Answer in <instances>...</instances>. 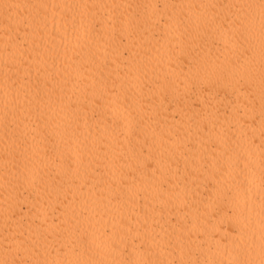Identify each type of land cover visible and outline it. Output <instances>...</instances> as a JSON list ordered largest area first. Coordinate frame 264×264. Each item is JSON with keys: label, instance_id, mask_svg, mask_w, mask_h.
Here are the masks:
<instances>
[{"label": "bare ground", "instance_id": "bare-ground-1", "mask_svg": "<svg viewBox=\"0 0 264 264\" xmlns=\"http://www.w3.org/2000/svg\"><path fill=\"white\" fill-rule=\"evenodd\" d=\"M0 264H264V0H0Z\"/></svg>", "mask_w": 264, "mask_h": 264}]
</instances>
